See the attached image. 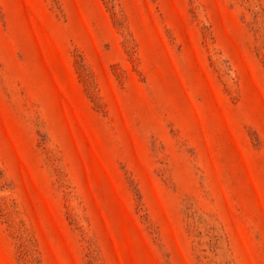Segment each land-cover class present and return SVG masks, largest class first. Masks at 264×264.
<instances>
[{
	"label": "rangeland",
	"instance_id": "obj_1",
	"mask_svg": "<svg viewBox=\"0 0 264 264\" xmlns=\"http://www.w3.org/2000/svg\"><path fill=\"white\" fill-rule=\"evenodd\" d=\"M0 264H264V0H0Z\"/></svg>",
	"mask_w": 264,
	"mask_h": 264
}]
</instances>
